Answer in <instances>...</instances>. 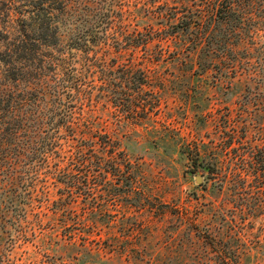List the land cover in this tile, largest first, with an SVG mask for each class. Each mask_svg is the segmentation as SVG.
Masks as SVG:
<instances>
[{"label":"trees","instance_id":"trees-1","mask_svg":"<svg viewBox=\"0 0 264 264\" xmlns=\"http://www.w3.org/2000/svg\"><path fill=\"white\" fill-rule=\"evenodd\" d=\"M115 1L33 0L38 21L23 19L20 36L9 40L5 35L9 41L0 51V264H10L4 251L9 218L20 221L35 200L59 217L70 240L77 229L99 231L104 211L96 198L104 176L117 179L124 196L136 191L131 163L113 135L96 127L99 117L90 115L95 110L91 94L84 111L81 92L91 93L90 85H161L157 75L149 74L147 63L162 58L166 49L161 41L169 32L153 27L129 31L125 1L120 0L116 10ZM134 3L146 12L167 9L158 14H167L174 20L171 27L188 33L182 52L196 56L202 72L213 68L221 76L252 84L235 109L213 118L216 138L209 142L208 155L220 182L234 194L250 181L264 182V0ZM115 14L120 18L113 28L114 50L122 59L111 65L106 56L113 45L104 31L113 27ZM61 29L72 33L67 45L62 44ZM154 40L157 48L152 54L149 45ZM68 85H74L71 103L64 100L73 88ZM199 155L197 147L188 151L194 162ZM50 188H56L54 199ZM176 216L182 223L197 218L186 208ZM221 220L222 226L228 223ZM220 228L216 233L209 224L205 228L210 259L213 264H240L239 246L222 238ZM50 264L66 263L56 259Z\"/></svg>","mask_w":264,"mask_h":264},{"label":"rangeland","instance_id":"rangeland-1","mask_svg":"<svg viewBox=\"0 0 264 264\" xmlns=\"http://www.w3.org/2000/svg\"><path fill=\"white\" fill-rule=\"evenodd\" d=\"M124 1L129 31L153 27L170 33L161 41L166 49L162 58L147 63L149 74L157 75L161 85H90L91 93L81 92V96L87 111L91 94L95 110L90 115L99 117L96 127L113 135L131 163L136 191L124 196L118 191L119 181L104 176L96 198L104 211L99 231L77 229L70 240L65 235L69 229L61 228L59 217L35 200L24 218L18 221L11 216L6 224L4 251L9 263L50 264L58 259L66 264H213L205 233L209 224L213 233L221 226L219 235L239 246L240 264H264V182L250 181L234 194L220 182L208 155L209 142L216 138L213 118L235 109L246 86L252 84L221 76L213 68L202 72L196 56L182 52L188 33L171 27L174 20L167 14H158L167 13L166 8L146 12L134 0ZM119 3L115 1V10ZM33 4V0H0V51L20 36L23 19L38 21ZM119 18L115 14L113 27L104 31L113 45L106 56L111 65L122 59L114 50L113 28L117 29ZM62 29V44L67 45L72 33ZM155 43L149 45V53L155 54ZM137 54L141 60L142 52ZM68 86L73 88L64 100L71 103L74 85ZM196 147L200 155L194 162L188 151ZM50 189L54 199L56 188ZM184 208L197 217L195 221L180 222L176 214ZM221 218L228 223L222 226Z\"/></svg>","mask_w":264,"mask_h":264},{"label":"water","instance_id":"water-1","mask_svg":"<svg viewBox=\"0 0 264 264\" xmlns=\"http://www.w3.org/2000/svg\"><path fill=\"white\" fill-rule=\"evenodd\" d=\"M196 181L197 182L200 181V176H197Z\"/></svg>","mask_w":264,"mask_h":264}]
</instances>
